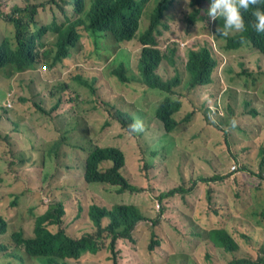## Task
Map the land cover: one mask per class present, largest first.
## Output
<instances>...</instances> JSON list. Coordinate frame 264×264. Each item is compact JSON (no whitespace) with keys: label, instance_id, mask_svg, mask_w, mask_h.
I'll list each match as a JSON object with an SVG mask.
<instances>
[{"label":"rangeland","instance_id":"obj_1","mask_svg":"<svg viewBox=\"0 0 264 264\" xmlns=\"http://www.w3.org/2000/svg\"><path fill=\"white\" fill-rule=\"evenodd\" d=\"M218 46L226 48L225 43ZM176 47V60L162 62L158 68V73L168 79L177 74L182 79V83L176 87V95L181 100V108L176 114L179 126L168 135L154 114V108L162 95L143 83L138 65L133 62L139 57V53L135 51L122 58L129 64L126 75L133 77L131 82H122L114 74L120 62H63L52 70L41 73L37 81L25 75L29 70L17 73L10 81L5 80L2 75L0 213L8 221V230L0 236V242L14 244L13 234L18 232L25 237L34 235L36 217L43 213L45 202L50 199H41L40 190L45 188L51 197L66 198L67 211L63 225L72 236L93 231L86 216V210L91 203L109 207L117 202L138 205L146 219L135 229L133 241H120L121 264H195L197 238L188 229V224L192 222L204 227L225 224L245 250L255 256L258 254L260 245L264 243V227L252 226L238 220L235 215L229 214L230 209L227 206L233 200L234 191L231 190L230 180L234 174L228 177L226 172L228 167L230 171L236 170L233 167L235 159L231 154V150H236L235 146L227 144L222 131L205 123L207 116L210 119L216 118L211 108H216V96L224 91L223 100L230 105L233 114L241 117L247 113L245 125L248 127L249 146L244 151L253 152L256 163L251 168L257 170L261 160L259 151L264 149V62H226L214 69L212 83L189 92L183 87V82L187 79L186 62L179 61L187 56L193 45L178 40ZM199 49V46L196 47V51ZM213 56L216 57V54ZM38 66L35 71L39 75ZM77 74L89 79L95 92L90 89V96L88 90L78 88L82 98L87 101L74 109L77 91L73 88L80 82L75 77ZM65 80L70 82V90L65 95L66 102L55 113V122L58 125L68 124L81 114L79 124L75 130L67 133L62 147L50 153L51 159L42 165L41 155L49 153L42 144L51 141L54 143L57 134L51 122L38 109L36 102L48 109L53 102L48 90ZM21 97L26 100H20ZM90 98L93 102H90ZM253 106L259 108L258 116L248 114ZM119 110H141L146 113L149 129L143 140L132 135L127 129L128 125L125 126L117 120L116 114ZM189 112H193L194 116L190 122H184L183 119ZM91 144L120 146L127 156L124 174L133 184L143 187L144 190L122 194L118 193L116 186L87 184L83 180L85 152L77 146L87 147ZM20 150L26 151V157L30 155L34 162L19 171L23 173L22 176L18 172L10 173L15 153ZM215 172L225 174V179L200 185L186 199L179 195L167 198L160 222L152 225V220L159 216L162 207L158 206L160 192L177 186L182 175L189 180L201 175L210 176ZM45 173H49V177L42 187L41 180ZM27 175L31 177L28 183ZM210 192L213 195L212 203L208 201ZM219 210L228 214L220 216ZM192 216L196 219L190 221ZM239 224H248L251 227L241 229ZM235 225L238 229H235ZM50 228L56 229L52 226ZM240 231L249 233L251 238L244 237ZM152 237L159 240L160 244L150 251L148 246ZM6 252V249L1 250L0 257ZM5 259L3 258V264H7ZM72 263L111 264L110 252L103 249L97 254H84L73 259ZM28 264L61 263H46L39 257H34Z\"/></svg>","mask_w":264,"mask_h":264},{"label":"trees","instance_id":"obj_2","mask_svg":"<svg viewBox=\"0 0 264 264\" xmlns=\"http://www.w3.org/2000/svg\"><path fill=\"white\" fill-rule=\"evenodd\" d=\"M2 1V0H0ZM207 1V0H206ZM81 5L92 4L93 7H104L107 11L115 10L117 7L116 0H80ZM207 9V5L205 6ZM264 8V5H258ZM251 14V10L248 12ZM182 16H172L166 10L164 0H144L141 7L126 21L114 20L111 24V34L109 37H104L95 29L81 31L76 29L75 32L82 38V46L80 51L85 62H120L119 68L114 71L122 82L133 81L132 76H127L126 72L129 69V64L125 57L129 52L135 51L139 53V57L133 61L138 65L141 79L150 89L155 90L157 87H167L169 82L174 85H180L182 79L177 74L174 78L168 79L158 73V68L162 62L173 61L177 58L176 42L183 40L186 26L181 23ZM9 25V19L0 12V28ZM216 28L213 30L215 31ZM236 37L232 34L228 37L218 35L216 40H230ZM256 42V40H254ZM264 44V43H263ZM208 43L202 48L198 54L204 62L197 61L191 53H188V60L185 59L179 62H186L185 73L187 79L183 82V87L186 89H196L200 86H206L213 81L214 67L218 62L211 58L210 47ZM46 63V62H42ZM49 67L54 68L63 62H47ZM39 65V75L35 71ZM25 75L33 81H37L42 73V64L38 62H20L19 51L15 40L0 32V79L2 75L5 80L12 78L20 72L27 71ZM80 80L77 86L73 89L77 91L75 106H81L86 102L82 98L78 88H83L89 91L91 96L95 92L93 85L89 79H84L81 74L75 76ZM24 78V77H23ZM70 82L62 81L48 90V95L53 99L51 106L46 109L36 102V105L43 115L53 125L56 132V140L42 144L46 146L48 155L42 154L40 162L44 165L51 154L56 149L61 148L65 142L66 135L70 131L77 128L79 124V116L75 120L68 123L58 125L55 122V113L59 111L62 105L66 102L65 95L70 90ZM92 92L90 93V91ZM224 91H221L216 96L215 106L211 111L216 115V118L210 119L206 117V125H211L222 131L226 137L228 145L235 146L236 150H231V154L235 161L233 167L235 171H230L227 168V176H233L230 180L231 190L234 191L233 200L227 203L230 209L229 214L236 216L238 220L248 223L252 226L264 227V149L259 151L261 160L257 170L251 168L256 163L253 158L252 151L248 150V127L246 121H242L237 115L233 114L230 105L225 104L223 97ZM20 100L25 101L24 97ZM90 102L92 98L89 99ZM175 103L167 99L158 115L164 120L168 130L171 132L177 129L171 117L174 113ZM6 110H9L8 108ZM222 113V114H220ZM136 112L118 111L116 118L123 125L127 126L129 121ZM251 116L260 114L259 108L253 106L249 112ZM194 114L190 115L184 122H190ZM53 143V146H52ZM94 151L88 159L87 179L90 181H108L115 183L118 186V192L122 193L127 190H135L143 187L133 184L124 174L123 155L116 148H97L98 145H93ZM155 152V151H154ZM26 151L20 150L15 153L14 164L11 167L10 173L19 172L30 163H34L32 157H26ZM113 159L114 167L106 173H100L97 170L98 163L103 159ZM123 165V166H122ZM122 166V167H121ZM239 173H235V172ZM49 173H45L42 177V187L48 179ZM226 175L222 173H213L210 176L201 175L191 179H187L185 175L180 178V183L168 190L160 192L158 195L164 199L175 195L181 196L183 199L194 191L200 185H206L211 182H220L225 179ZM31 177L27 175V183ZM41 199L45 201V197H50L48 202H45L43 214L36 217L34 236L25 237L23 233L18 232L13 234L15 243L4 244L0 242V251L6 249L7 252L0 257V264H3V258L8 256L11 262L17 264H28L34 257H39L46 263H61L73 264V259H78L86 253L97 254L103 249L110 252V260L112 264H120L122 260V251L120 241H133V234L138 224H135L142 216L133 206H123L115 203L112 206L100 205L92 203L86 210V216L91 222L93 231L84 232L81 235H70L63 225V218L66 214V198L51 197V194L45 189L40 190ZM213 195L208 194V201L212 203ZM88 212V215H87ZM81 209H79V214ZM220 216H226L228 212H218ZM89 216V217H88ZM196 219L195 216L190 218V221ZM7 221L0 213V236L4 235L7 230ZM248 224H239L243 227H251ZM56 227L55 230L50 227ZM238 229L237 225L234 226ZM191 234L197 238L196 242V258L195 264H264V243L259 247V252L255 256L245 250L240 244L233 231L225 224L213 225L204 227L201 224L192 222L188 224ZM241 235L251 238L250 234L245 231H240ZM155 233L153 232V236ZM160 244L159 240L154 237L149 243V250L153 251Z\"/></svg>","mask_w":264,"mask_h":264},{"label":"clouds","instance_id":"obj_3","mask_svg":"<svg viewBox=\"0 0 264 264\" xmlns=\"http://www.w3.org/2000/svg\"><path fill=\"white\" fill-rule=\"evenodd\" d=\"M116 1V9L107 11L104 7H93L92 4L81 5L80 0H2L0 1V12L9 19V25L1 27L0 32L15 40L20 62H41L42 73H46L53 68L42 62H85L80 51L82 38L75 32L76 29L83 32L88 29H95L104 37H109L111 24L114 20L126 21L130 19L141 7L144 0ZM164 1L166 10L170 15L182 16L180 21L186 26L183 41L193 45L188 53L198 54L204 46L211 43V58L218 62L216 67L225 65L226 62H264V8L258 7V5H264V0ZM250 10L251 14L248 13ZM215 28L216 30L213 31ZM216 33L224 37L236 34V37L229 41L216 40ZM200 41H202L201 45ZM220 43H225L226 48L219 47ZM198 46L200 49L196 51ZM214 53L216 57L213 56ZM188 56L187 54L184 58L186 61ZM193 56L195 57L193 59L197 61H205L199 55ZM164 83L168 84L167 87L155 89L162 95V99L153 110L155 117L161 122L166 135H168L172 133V130L167 129L158 112L167 99H170L175 103V111L171 117L175 123L174 127L178 126L179 121L176 119V114L181 108V100L176 95L178 94L176 87L179 85ZM187 90L191 91L190 89ZM132 112L137 114L129 121L127 129L132 135L143 140L149 129V119L146 113L141 110ZM192 114L194 113H187L183 121ZM246 115L247 113H244L239 118L245 121ZM93 145H98L97 148L118 149L123 155V165H126V153L118 145L77 146L85 152L83 180L87 184L100 183L98 185L108 184L118 187L115 183L108 181H90L87 179L88 159L96 149ZM104 164L107 166L104 167ZM113 167V159L107 158L98 163L97 170L100 173H106ZM143 190L144 188L127 190L122 194ZM165 200L158 195V206L162 205V207L159 216L152 220L153 226L160 222L161 215L165 211ZM117 203L123 206H133L138 210L142 217L135 224L146 219V215L138 205L127 202ZM4 258H6L7 264H10V258L8 256Z\"/></svg>","mask_w":264,"mask_h":264}]
</instances>
